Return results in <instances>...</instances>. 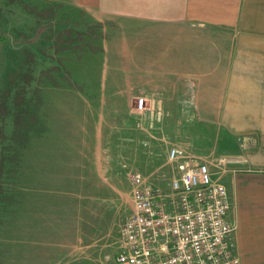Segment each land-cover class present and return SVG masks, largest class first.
Returning <instances> with one entry per match:
<instances>
[{
  "label": "rangeland",
  "instance_id": "1",
  "mask_svg": "<svg viewBox=\"0 0 264 264\" xmlns=\"http://www.w3.org/2000/svg\"><path fill=\"white\" fill-rule=\"evenodd\" d=\"M66 11L62 0H0V96L9 92L0 111V264H117L134 171L168 187L174 143L229 156L204 123L203 101L181 100L171 116L151 98L149 119L131 114L139 94H125L123 55L139 44V28ZM18 110L31 124L27 138L15 135Z\"/></svg>",
  "mask_w": 264,
  "mask_h": 264
},
{
  "label": "crops",
  "instance_id": "2",
  "mask_svg": "<svg viewBox=\"0 0 264 264\" xmlns=\"http://www.w3.org/2000/svg\"><path fill=\"white\" fill-rule=\"evenodd\" d=\"M63 9L77 21L140 29L139 44L123 55L129 99L136 93L154 98L171 116L181 100L204 102V123L216 126L212 131L224 138L229 157L240 160L221 180L241 264H264V0H62ZM151 112L139 115L147 120ZM176 171L170 164L162 174L168 185Z\"/></svg>",
  "mask_w": 264,
  "mask_h": 264
},
{
  "label": "built area",
  "instance_id": "3",
  "mask_svg": "<svg viewBox=\"0 0 264 264\" xmlns=\"http://www.w3.org/2000/svg\"><path fill=\"white\" fill-rule=\"evenodd\" d=\"M133 108L136 114L154 110L141 95ZM186 148L170 147L168 161L177 165V175L167 189L139 171L131 174L132 205L120 228L117 264H241L221 180L229 164L240 160L214 153L207 158Z\"/></svg>",
  "mask_w": 264,
  "mask_h": 264
},
{
  "label": "trees",
  "instance_id": "4",
  "mask_svg": "<svg viewBox=\"0 0 264 264\" xmlns=\"http://www.w3.org/2000/svg\"><path fill=\"white\" fill-rule=\"evenodd\" d=\"M101 26V25H100ZM30 76L29 78H31ZM71 84H74L71 82ZM9 92L8 90L5 91L3 96H0V111L2 114H5L7 111V96ZM15 128L17 132L15 133L16 136H20L21 138H27L29 132L31 131V124L29 123V118L25 120V113L24 111L18 110L16 111L15 117Z\"/></svg>",
  "mask_w": 264,
  "mask_h": 264
}]
</instances>
